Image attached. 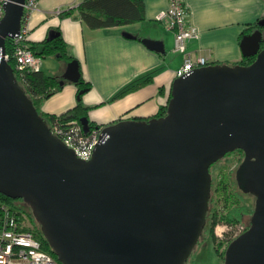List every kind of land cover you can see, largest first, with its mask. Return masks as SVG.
Returning <instances> with one entry per match:
<instances>
[{
    "label": "water",
    "instance_id": "1",
    "mask_svg": "<svg viewBox=\"0 0 264 264\" xmlns=\"http://www.w3.org/2000/svg\"><path fill=\"white\" fill-rule=\"evenodd\" d=\"M26 2H6L0 21V194L30 206L58 261L185 264L207 224L211 168L240 150L238 187L257 204L225 264H264V18L241 41L252 64L208 65L177 78L166 115L103 127L84 161L53 133L5 60ZM143 42L165 52L162 42ZM81 77L74 60L60 84ZM79 123L91 131L88 117Z\"/></svg>",
    "mask_w": 264,
    "mask_h": 264
},
{
    "label": "crops",
    "instance_id": "2",
    "mask_svg": "<svg viewBox=\"0 0 264 264\" xmlns=\"http://www.w3.org/2000/svg\"><path fill=\"white\" fill-rule=\"evenodd\" d=\"M86 0H39L29 14L28 44L41 50L52 31H60L67 52L80 64L82 77L92 85L83 97L88 118L96 126L106 127L122 120H149L160 114L171 97L176 73L184 56L174 51L175 33L159 20L170 0H143L141 21L111 28L92 29L81 19L78 6ZM191 23L200 33L188 43L194 57H205L210 65H239L245 60L241 41L264 18V0H185ZM68 10L70 16H64ZM130 33L134 38H128ZM143 40L162 42L164 53L149 48ZM68 66L55 56L42 58V72L62 80ZM152 74L151 81L122 97V90ZM79 88L66 81L41 112L61 116L78 104Z\"/></svg>",
    "mask_w": 264,
    "mask_h": 264
},
{
    "label": "built area",
    "instance_id": "3",
    "mask_svg": "<svg viewBox=\"0 0 264 264\" xmlns=\"http://www.w3.org/2000/svg\"><path fill=\"white\" fill-rule=\"evenodd\" d=\"M9 0H0V21L5 15L4 6ZM39 0H27L25 17L21 33L11 40L12 50L7 52L5 60L15 64V71L24 75L27 71L42 70V58L37 56L28 44L29 28L25 20L37 9ZM166 27L175 33L174 51L184 56V63L176 73V79L190 72L210 65L205 57H194L188 51V43L199 39L198 29L189 19V10L185 0H170L169 9L159 16ZM57 120L50 125L53 133L69 148L73 149L78 158L89 161L92 159L96 146L101 140L103 127L92 128L86 134L79 121L67 124ZM31 214L20 205L11 204L0 199V264H62L39 239L35 229L30 227Z\"/></svg>",
    "mask_w": 264,
    "mask_h": 264
},
{
    "label": "trees",
    "instance_id": "4",
    "mask_svg": "<svg viewBox=\"0 0 264 264\" xmlns=\"http://www.w3.org/2000/svg\"><path fill=\"white\" fill-rule=\"evenodd\" d=\"M78 11L80 12L81 19L84 23L92 29H102V28H111L120 25H127L131 23H136L141 21L144 17V1L143 0H86L78 6ZM72 14L71 10H68L64 13V16H70ZM258 28L256 24L254 28L251 29L252 32L254 29ZM56 36L54 38L49 37L43 42L41 50L33 48L35 54L41 58L47 56H55L59 60H66L68 63L74 61L75 59L70 56L67 52V43L64 40L60 31H55ZM11 40L7 41V52H11ZM254 58H245L242 62L243 65H250L253 63ZM11 66L15 70V64L13 61H10ZM16 76L20 84L26 89V92L30 99L34 102V105L40 112V114L47 120L49 125H52L56 116H45L41 112V106L43 102L50 98L58 89L62 87L60 80L56 76H49L46 73L39 71H27L24 75H19L16 71ZM152 74L146 77L141 82L132 84L131 86L122 90L114 99L122 97L126 93L143 86L151 81ZM78 88V104L77 106L59 116V121L63 124H67L71 121H80L84 117H88L89 108L86 107L83 103L84 95L90 91L92 85L85 81L83 77L79 80L78 83H75ZM167 113V106L164 107L160 114L157 117H162ZM91 127L94 128L96 124L90 123ZM0 199L16 206V200L8 198L0 194ZM31 214L33 221L39 225L34 216ZM212 212L208 214V220L211 219ZM245 216V208L235 207L232 209L225 219L229 224H237L243 221ZM36 233L39 239L42 241L43 247L49 251L55 258L57 256L52 251L44 233L41 230L40 225L36 229ZM233 242V241H232ZM231 242V243H232Z\"/></svg>",
    "mask_w": 264,
    "mask_h": 264
},
{
    "label": "rangeland",
    "instance_id": "5",
    "mask_svg": "<svg viewBox=\"0 0 264 264\" xmlns=\"http://www.w3.org/2000/svg\"><path fill=\"white\" fill-rule=\"evenodd\" d=\"M244 160V152L236 151L228 154L211 168L213 177L209 210L212 212L211 219L207 218L201 240L185 264H225L226 252L231 242L250 227L257 198L252 194L243 193L238 187L236 172ZM20 202L17 203L21 207L31 211L30 206ZM235 207L245 208V216L241 223L229 224L223 218ZM38 226L32 219L30 227L36 231Z\"/></svg>",
    "mask_w": 264,
    "mask_h": 264
},
{
    "label": "flooded vegetation",
    "instance_id": "6",
    "mask_svg": "<svg viewBox=\"0 0 264 264\" xmlns=\"http://www.w3.org/2000/svg\"><path fill=\"white\" fill-rule=\"evenodd\" d=\"M257 29H259V26H258V28L254 29L252 32L256 31ZM263 31H264V30H263ZM252 32H251V33H252ZM263 47H264V44H263ZM95 127H97V126H95ZM95 127H94V128H95ZM239 151H240V150H239ZM230 154H231V153H230ZM242 164H243V163H242ZM242 164H241V165H242ZM241 165H240V166H241ZM240 166H239V168H240ZM212 167H213V166H212ZM239 168H238V169H239ZM237 171H238V170H237ZM236 177H237V172H236ZM20 201H21L20 203H24V201H22V200H20Z\"/></svg>",
    "mask_w": 264,
    "mask_h": 264
}]
</instances>
